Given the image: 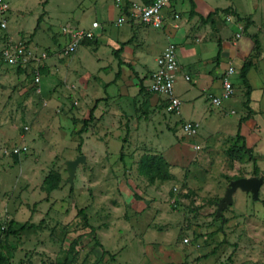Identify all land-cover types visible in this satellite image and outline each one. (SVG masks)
I'll return each mask as SVG.
<instances>
[{"label":"rangeland","instance_id":"1","mask_svg":"<svg viewBox=\"0 0 264 264\" xmlns=\"http://www.w3.org/2000/svg\"><path fill=\"white\" fill-rule=\"evenodd\" d=\"M5 1L0 264H173L161 254L170 246L193 255L182 264H264V187L257 199L238 189L221 208L231 182L262 177L240 132L249 114L240 78L233 75L234 93L217 107L199 93L197 105L219 124L206 132L212 121L200 119L186 135L182 107L168 113L144 91L157 60L144 44L95 37L65 51L62 14L82 0ZM236 1L244 15L228 22L232 12L221 14L228 41L240 31L243 51L255 40L260 52L264 0ZM9 47L22 49V60H7Z\"/></svg>","mask_w":264,"mask_h":264},{"label":"crops","instance_id":"2","mask_svg":"<svg viewBox=\"0 0 264 264\" xmlns=\"http://www.w3.org/2000/svg\"><path fill=\"white\" fill-rule=\"evenodd\" d=\"M151 2L152 0H120L118 5L115 0H82L79 5L74 6L72 11L62 14L64 17L60 25L89 28L92 23L97 22L100 28L96 30V37L102 39L103 43L122 45L132 38V44L134 42L144 44L145 49L154 56L152 64L161 55L167 43L171 42L175 45L178 62L174 92L182 103L179 118L182 119L181 121L197 124L200 119H203L209 122L207 125L212 121V124L206 128V132H211L213 128H216L219 120H210L206 113L207 108L201 103L197 105V102H200L199 97H202L199 93H204L206 97L219 94L220 77L225 69L232 66L235 76L240 78L241 68L249 59L252 62V66L246 73V80L250 86L249 102L246 104L249 114L239 118V120H244L241 123L240 132L246 147L253 150L260 175L264 177V47L260 45V52L256 51L257 48L253 41L252 51L248 53V50L243 51L240 46L242 44L237 42L242 36L236 41L229 42L228 36L231 34V29L224 25V18L221 16L222 11L226 10L232 12L229 13L232 18L233 13L244 15L242 12L246 11L242 8L240 1L192 0L194 14L191 15L189 0H169L162 11L164 24L161 30L144 28L139 24L138 19L131 15L132 3L140 7ZM47 6L48 1L45 6L48 17ZM126 13L130 14L129 22L116 31L113 24L120 15ZM209 15L211 16L207 18ZM121 54L124 58H130L127 47L122 48ZM253 55L254 57L251 58ZM154 67L150 71L154 70ZM149 72L147 71V76ZM185 77H188L189 81H186ZM233 109L229 103L222 104V110L227 113H233ZM262 177L259 178L262 179ZM262 181L258 194L264 187V180ZM163 236L169 238L166 234ZM186 250L184 246H170L164 247L161 254L164 259H170L173 264H182L185 259L194 258L193 255L185 258L188 254ZM213 262L206 261L203 264Z\"/></svg>","mask_w":264,"mask_h":264},{"label":"built area","instance_id":"3","mask_svg":"<svg viewBox=\"0 0 264 264\" xmlns=\"http://www.w3.org/2000/svg\"><path fill=\"white\" fill-rule=\"evenodd\" d=\"M119 5L120 0H115ZM169 0H152L147 5L137 6L132 3V16L138 19L139 24L143 26L161 30L163 28L164 19L162 17V11L167 6ZM9 11V5L5 0H0V28H6L5 15ZM130 14H122L115 21V26H122L129 22ZM231 16H227V21H232ZM66 32L70 35V43L65 51H73L81 46L84 42L93 40L96 37V30L100 28L97 22L90 25L89 28H75L71 26ZM240 31L235 33V37L239 39L241 36ZM76 47V48H75ZM9 50L4 51V56L12 63L22 60V49L19 47H9ZM20 59V60H19ZM178 68V62L176 57V48L171 42H168L161 55L156 60V67L150 71L147 78H145V84L143 88L149 94L157 95L161 97L165 110L169 112L178 113L181 107L180 99L175 95L174 86L175 79L174 74ZM235 75V70L232 66L225 69L220 77V93L217 95H210L207 101L210 106L217 107L221 105L224 100H228L234 93L233 83L231 78ZM186 81H189L188 77H185ZM179 114V113H178ZM195 123L185 121L180 125L181 132L186 135H192L195 133Z\"/></svg>","mask_w":264,"mask_h":264},{"label":"water","instance_id":"4","mask_svg":"<svg viewBox=\"0 0 264 264\" xmlns=\"http://www.w3.org/2000/svg\"><path fill=\"white\" fill-rule=\"evenodd\" d=\"M72 165H75L72 163ZM261 178H248V179H238L230 183L229 189H227L224 198L221 201V208L225 207L227 203H231L232 194L236 190H241L244 192H250L252 194L253 199H257L258 191L262 184Z\"/></svg>","mask_w":264,"mask_h":264},{"label":"trees","instance_id":"5","mask_svg":"<svg viewBox=\"0 0 264 264\" xmlns=\"http://www.w3.org/2000/svg\"><path fill=\"white\" fill-rule=\"evenodd\" d=\"M190 1V4H191V11H190V14L191 15H193L194 14V12H193V2H192V0H189ZM211 15H209L207 18H209ZM206 18V19H207ZM254 41V44H255V46H256V48H257V46H258V42L257 41H255V40H253ZM218 56H219V54H218ZM254 57V55L251 57V58H253ZM252 66V63H251V61L248 59L244 64H243V66H242V68H241V71H240V79H241V81H242V83H243V85H244V87L246 88V95H247V97H249V91H250V86H249V84H248V82H247V80H246V73H247V71H248V69L250 68ZM144 91H145V89H144ZM84 124H86V122L84 123ZM255 166H256V164L254 163V172H256V168H255Z\"/></svg>","mask_w":264,"mask_h":264}]
</instances>
